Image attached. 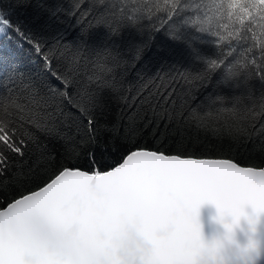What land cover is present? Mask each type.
<instances>
[{"label": "snow or ice", "instance_id": "1", "mask_svg": "<svg viewBox=\"0 0 264 264\" xmlns=\"http://www.w3.org/2000/svg\"><path fill=\"white\" fill-rule=\"evenodd\" d=\"M83 3L79 0L73 10H64V20L58 15L60 7L37 4L62 25L48 44L8 18L17 8L26 7V0H17L7 12L0 10V49L15 53L26 44L43 66L38 76L26 78L14 60L0 56V74H8L0 84L14 81V87L0 95V190L42 181L0 207V264H116L113 237L125 223L137 219L172 226L152 264H180L181 240L195 232L201 204L221 207L243 201L264 208V167L135 148L122 162L100 170L96 145L106 133L119 132L115 126L99 123L105 114V93H116L123 84L114 75L85 79L76 60L99 28L109 40L120 39L126 28L134 30L138 39L129 37L126 48L138 61L151 49L157 33L163 30L173 41H180L182 28L199 23L196 31L207 38L192 39L215 46V51L205 54L185 41L191 59L199 65L194 70L158 71L142 80L128 108L134 104L153 111L163 108L166 114L186 109L195 115L191 105L198 90L211 86L219 92L220 86L233 90L243 86L240 95L231 97L209 93L197 107L211 111L219 102L221 112L239 114L242 122H250L251 132L264 139V90L257 103L249 83L255 78L264 85V0H210V9L204 0L200 4L163 0V5L161 0H132L136 7L131 13L123 7L119 13L113 11L115 0H89L81 10ZM185 10L203 11L204 18H181ZM70 29L78 30L72 41L66 35ZM104 53L111 61L109 73L127 63L117 44L106 46ZM178 83L186 87H177ZM228 100L232 107H223ZM61 129L75 131L69 136ZM41 135L64 148L55 169L57 153ZM83 149H88L85 159L91 170L63 163L77 160Z\"/></svg>", "mask_w": 264, "mask_h": 264}, {"label": "trees", "instance_id": "2", "mask_svg": "<svg viewBox=\"0 0 264 264\" xmlns=\"http://www.w3.org/2000/svg\"><path fill=\"white\" fill-rule=\"evenodd\" d=\"M78 2L79 0H26V7L17 8L8 18L31 34L42 37L45 43L48 44L52 42L53 36L62 25L57 23L55 17H50L48 12L38 8L37 4L44 3L47 7L53 9L60 7L62 11L58 15L61 20H64L66 19L64 10H73L75 3ZM183 2H189V0H183ZM190 2L200 4L201 0H190ZM88 3L89 0H84V3L81 4V10L85 9ZM115 3L116 8L112 10L117 13H119L121 7L129 13H131L133 7H136L132 0H115ZM16 4L17 0H0V10L7 12L9 8H13ZM204 4L206 8L210 9V0H204ZM161 5H163V0H161ZM152 11L155 12V8ZM208 14L211 15L210 10ZM144 15V23H147L148 13L145 12ZM157 15L167 18L163 13H157ZM197 16L203 19L204 12L185 10L181 18L192 17L195 19ZM199 26V23H197L195 27L182 28L183 35L180 41H173L162 30L156 34L151 49L144 53L138 61L134 59V53L126 48L129 37L138 39L136 32L128 28L124 29L122 37L118 40L106 39L104 29H96L94 38L89 41V46L80 50L76 63L85 79L88 76L111 78L114 75L123 84L118 92L105 93V114L100 117L99 123L107 124L109 128L115 126L119 128V132L116 133L113 130L106 133L104 141L96 145L100 170H108L110 167H114L122 161L129 151L135 148H146L161 151L165 154H178L197 158H229L241 165L264 167V139L258 133L253 134L251 132L250 122H242L239 114L221 112L219 102L217 108L211 111L207 108L197 107L198 104L204 102V97L209 93L231 97L240 95L243 86L241 89L235 90L220 86L219 92H216L211 86L198 90L196 92L197 99L191 105L192 108H196L195 115L186 109H178L175 113L168 112L166 114L163 108L153 111L147 106L138 108L135 104L132 108L127 106V103L131 102V97L136 95L135 89L142 80L146 81L158 71L168 73L169 71H183L190 67L194 70L199 65L198 61L191 59L190 49L185 41H191L194 46L200 48L205 54H212L215 51V46L201 44L199 40L192 39V37L207 38L206 34L196 31ZM77 31L69 30L66 34L69 41L74 40ZM113 44L119 46L121 57L127 63L109 73L107 69L112 65L110 59L104 53V48ZM27 49L26 44L23 50L15 53L0 49V56H3L5 60H14L24 70L26 78L38 76L43 70L42 63L34 52H29ZM97 53H100V55L98 56ZM217 78L214 76L213 80L215 81ZM4 80H8L7 73L0 74V81ZM249 83L253 96L258 103L264 85H261V82L255 78ZM13 87L14 81L0 84V95L7 94V90ZM177 87L186 86L178 83ZM125 98H127V101ZM251 103V101L245 100V104L248 106H251ZM223 107H232L231 100L226 101ZM181 112L183 115H181ZM242 127L245 128L243 132L240 131ZM257 127H259L258 123ZM61 131H66L71 136L75 130L61 129ZM41 140L48 143L49 148L57 153L56 164L53 168L59 167L64 152L61 143L46 141L42 135ZM87 150H80L77 160L69 158L63 160V163L67 166L78 165L84 170H91L85 159ZM41 183L40 180L32 183L26 182L23 187L11 184L0 190V207L6 206L11 199L24 192L34 190Z\"/></svg>", "mask_w": 264, "mask_h": 264}, {"label": "clouds", "instance_id": "3", "mask_svg": "<svg viewBox=\"0 0 264 264\" xmlns=\"http://www.w3.org/2000/svg\"><path fill=\"white\" fill-rule=\"evenodd\" d=\"M210 204L216 210L210 223L217 227L205 237L199 207L195 232L186 233L181 240L180 264H259V250L264 245L258 232L264 227V208L243 201L221 207ZM242 220L246 227L241 225ZM237 229L242 239H237ZM171 232L172 226L165 221L147 224L137 219L125 223L113 237L116 264H152L161 241Z\"/></svg>", "mask_w": 264, "mask_h": 264}, {"label": "water", "instance_id": "4", "mask_svg": "<svg viewBox=\"0 0 264 264\" xmlns=\"http://www.w3.org/2000/svg\"><path fill=\"white\" fill-rule=\"evenodd\" d=\"M190 157H192V156H190ZM193 158H197V157H193ZM202 158H205V157H202ZM211 159H229V158H211ZM239 165H241V164H239ZM241 166L249 167V166H246V165H241ZM246 210L251 212L250 208H248ZM215 213H216V210H215L214 205H212L210 203H203V204L200 205L199 218H200V221H201L202 232L205 235V237H207V235L209 234L210 231H212L215 227H217L216 225H213V224L210 223V217L214 216ZM261 223H262V225H264V216L261 217ZM241 225L246 227L244 225L243 220L241 221ZM258 237L261 240L262 245H264V227L260 228V230L258 232ZM237 239H242V236L240 234L239 229H237ZM259 251H260L259 264H264V246H262Z\"/></svg>", "mask_w": 264, "mask_h": 264}]
</instances>
